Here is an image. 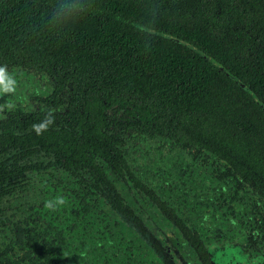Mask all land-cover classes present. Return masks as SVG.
Returning <instances> with one entry per match:
<instances>
[{"label":"trees","instance_id":"16d2710c","mask_svg":"<svg viewBox=\"0 0 264 264\" xmlns=\"http://www.w3.org/2000/svg\"><path fill=\"white\" fill-rule=\"evenodd\" d=\"M0 66L46 77L52 107L0 169V264H59L71 223L129 207L115 179L134 183L129 198L146 192L126 145L199 148L264 198V0H0ZM60 142L70 219L45 207L61 184L36 180L35 193L21 176L29 152Z\"/></svg>","mask_w":264,"mask_h":264},{"label":"flooded vegetation","instance_id":"af4514ba","mask_svg":"<svg viewBox=\"0 0 264 264\" xmlns=\"http://www.w3.org/2000/svg\"><path fill=\"white\" fill-rule=\"evenodd\" d=\"M10 75L14 91L0 94V135L4 136L0 149L6 147L5 155L0 151V169L15 165L12 159L19 149L14 141L30 135L34 118L52 108L47 103L46 77L24 70ZM126 146L127 164L146 192L138 199L129 198L134 183L128 177L125 185L115 179L114 186L129 207L119 212L108 201L93 210L104 220L71 223L59 264H264V198L249 184L236 188L238 182L229 177L225 161L173 140ZM63 147L64 142L51 146L55 151L48 155L40 149L29 152L21 176L35 193L43 191L36 180L61 184L56 197L64 203L55 209L70 219L68 204L75 205L64 200L65 185L74 182L55 161L62 160ZM63 224L48 223V227L56 230ZM21 248H16L19 256L25 253Z\"/></svg>","mask_w":264,"mask_h":264},{"label":"clouds","instance_id":"9594fccd","mask_svg":"<svg viewBox=\"0 0 264 264\" xmlns=\"http://www.w3.org/2000/svg\"><path fill=\"white\" fill-rule=\"evenodd\" d=\"M15 81L9 74L5 66H0V94H7L14 91ZM52 123L51 115L47 116L44 120L39 123L33 124V129L37 134L44 131L49 124ZM64 201L61 197H56L52 200L45 202V207L48 209H55L59 205L63 204Z\"/></svg>","mask_w":264,"mask_h":264},{"label":"rangeland","instance_id":"374dc122","mask_svg":"<svg viewBox=\"0 0 264 264\" xmlns=\"http://www.w3.org/2000/svg\"><path fill=\"white\" fill-rule=\"evenodd\" d=\"M48 85V84H47ZM137 149V148H136ZM134 153H139V151H135Z\"/></svg>","mask_w":264,"mask_h":264}]
</instances>
